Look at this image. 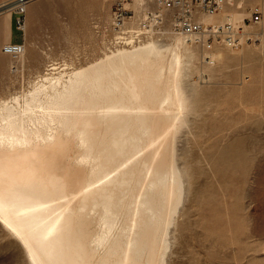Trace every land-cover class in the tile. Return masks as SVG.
<instances>
[{
  "label": "bare ground",
  "instance_id": "1",
  "mask_svg": "<svg viewBox=\"0 0 264 264\" xmlns=\"http://www.w3.org/2000/svg\"><path fill=\"white\" fill-rule=\"evenodd\" d=\"M175 35L0 99V226L26 264H173L194 186L180 134L198 93L190 40Z\"/></svg>",
  "mask_w": 264,
  "mask_h": 264
},
{
  "label": "rangeland",
  "instance_id": "2",
  "mask_svg": "<svg viewBox=\"0 0 264 264\" xmlns=\"http://www.w3.org/2000/svg\"><path fill=\"white\" fill-rule=\"evenodd\" d=\"M116 3L31 0L21 15L24 31L14 9L0 10V99L28 91L47 72L70 73L119 47L109 33ZM144 3L150 1L128 0L124 7L136 19ZM255 6L262 11L258 24L250 21ZM219 14L232 17L241 44L216 42L215 63L209 65L204 49L188 42L195 53L189 83H196L198 93L190 132L180 137L187 136L194 186L173 264H264V0H235ZM163 33L150 39L174 42L169 27ZM12 36L28 53L24 64L21 57L2 53ZM52 67L56 70H47ZM0 264H26L20 246L1 226Z\"/></svg>",
  "mask_w": 264,
  "mask_h": 264
},
{
  "label": "built area",
  "instance_id": "3",
  "mask_svg": "<svg viewBox=\"0 0 264 264\" xmlns=\"http://www.w3.org/2000/svg\"><path fill=\"white\" fill-rule=\"evenodd\" d=\"M128 0H117V7L113 13L109 33L111 44L118 46H136L144 43L150 38L164 36L163 31L169 27L172 34H182L198 43L206 52L204 61L213 65L215 59L211 53L214 44L224 43L229 46H238V32L234 22L227 17L222 25L207 24L202 21L205 16L217 14L235 0H149L142 4L144 7L140 17L135 19V14L124 7ZM133 1V0H130ZM27 0H17L15 13L19 30H25L24 15L27 10ZM151 6H153L151 8ZM262 11L255 6L251 9L250 21L253 24L261 22ZM133 22L134 25H130ZM108 30L106 29V32ZM163 33V34H162ZM2 53L17 59L24 53L23 43H8L3 46Z\"/></svg>",
  "mask_w": 264,
  "mask_h": 264
},
{
  "label": "crops",
  "instance_id": "4",
  "mask_svg": "<svg viewBox=\"0 0 264 264\" xmlns=\"http://www.w3.org/2000/svg\"><path fill=\"white\" fill-rule=\"evenodd\" d=\"M6 1H9V0H2V1L0 2V4L3 3V2H6ZM8 19H10V23H11V25H12V20H13L12 16H9ZM11 32H12V35H13V34H14L13 27H11ZM10 42H11V43L14 42V40H13V36L11 37Z\"/></svg>",
  "mask_w": 264,
  "mask_h": 264
}]
</instances>
